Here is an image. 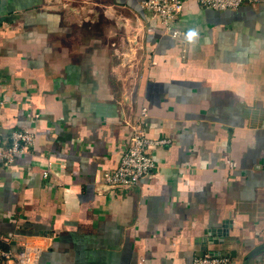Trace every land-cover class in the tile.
Returning <instances> with one entry per match:
<instances>
[{
    "label": "crops",
    "instance_id": "1",
    "mask_svg": "<svg viewBox=\"0 0 264 264\" xmlns=\"http://www.w3.org/2000/svg\"><path fill=\"white\" fill-rule=\"evenodd\" d=\"M177 26L139 0H0V134L37 137L0 168L5 247L28 241L36 264H264V6L188 0ZM143 107L147 135L172 143L111 189Z\"/></svg>",
    "mask_w": 264,
    "mask_h": 264
},
{
    "label": "built area",
    "instance_id": "2",
    "mask_svg": "<svg viewBox=\"0 0 264 264\" xmlns=\"http://www.w3.org/2000/svg\"><path fill=\"white\" fill-rule=\"evenodd\" d=\"M141 8L148 17L159 24L165 33L174 39L182 37L178 28L184 7L188 0H139ZM202 8L209 10H237L245 5H263L264 0H199ZM148 117V110L141 108L137 113L136 122L126 125L130 130L128 145L122 154L119 166L105 174V185L111 189H131L138 185L142 178L150 177L157 170V163L151 150L157 147L171 145L170 139L150 138L143 128V120ZM38 118V116H36ZM36 133L28 130L12 132L7 139L0 134V168L13 170L16 168V157L27 154L35 147ZM53 167L45 174L48 177ZM54 172V171H53ZM65 175L64 166L61 172ZM12 218V217H11ZM7 242L0 238V264H36L39 258V249L28 241L13 251L5 247ZM232 259L221 255H202L194 258L192 264H231Z\"/></svg>",
    "mask_w": 264,
    "mask_h": 264
},
{
    "label": "water",
    "instance_id": "3",
    "mask_svg": "<svg viewBox=\"0 0 264 264\" xmlns=\"http://www.w3.org/2000/svg\"><path fill=\"white\" fill-rule=\"evenodd\" d=\"M230 228H232V222L231 221H225L223 223V226L220 229L215 230L214 233H212V234H215L214 242L216 244L217 243H222L224 238L228 235V231H229ZM216 236H219L218 239L216 238Z\"/></svg>",
    "mask_w": 264,
    "mask_h": 264
}]
</instances>
